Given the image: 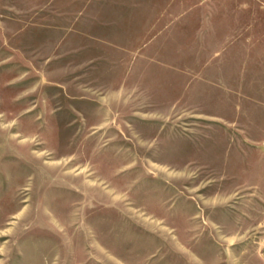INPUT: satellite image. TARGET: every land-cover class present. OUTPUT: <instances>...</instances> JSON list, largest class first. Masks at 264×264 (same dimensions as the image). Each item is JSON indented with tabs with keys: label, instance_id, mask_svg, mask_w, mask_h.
<instances>
[{
	"label": "rangeland",
	"instance_id": "obj_1",
	"mask_svg": "<svg viewBox=\"0 0 264 264\" xmlns=\"http://www.w3.org/2000/svg\"><path fill=\"white\" fill-rule=\"evenodd\" d=\"M0 264H264V0H0Z\"/></svg>",
	"mask_w": 264,
	"mask_h": 264
},
{
	"label": "crops",
	"instance_id": "obj_2",
	"mask_svg": "<svg viewBox=\"0 0 264 264\" xmlns=\"http://www.w3.org/2000/svg\"><path fill=\"white\" fill-rule=\"evenodd\" d=\"M191 7H189V9L187 11H184V17H186L187 13H191ZM248 29V34H247V48H248V54L251 52V50L253 49V51H255V48L257 47V45L260 43H262L263 41H261V39L257 40L255 35H251L250 34V30H252L254 28V26L252 25H247L246 27ZM239 36H233L232 38V43L236 44V42H239L240 40Z\"/></svg>",
	"mask_w": 264,
	"mask_h": 264
}]
</instances>
